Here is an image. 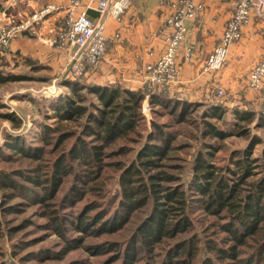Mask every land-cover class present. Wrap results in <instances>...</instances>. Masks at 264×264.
Instances as JSON below:
<instances>
[{
  "label": "trees",
  "instance_id": "1",
  "mask_svg": "<svg viewBox=\"0 0 264 264\" xmlns=\"http://www.w3.org/2000/svg\"><path fill=\"white\" fill-rule=\"evenodd\" d=\"M0 60L8 64L3 55ZM24 60L32 69L44 66L30 57ZM11 71L0 70V81L21 77ZM62 84L70 92L56 100L57 122L43 125L42 144L30 145L15 136L3 145L16 153L20 165L0 166V233L5 230L11 235L31 225L27 220L9 221L7 215L25 203L38 204L48 228L62 238L59 250L46 249L45 258H62L67 250L84 247L87 236L118 231L135 211L149 207L125 246L106 242L84 248L103 254L114 250L113 259L121 256L122 264H136L140 251L142 264H264V150L259 157L251 156L252 144L258 140L232 152L224 165L210 161L215 147L206 142V150L192 154L185 184L181 173L173 172L180 165L165 162L176 149L170 127L187 121L188 109L204 104L206 130L201 134L218 139L228 132L207 117L221 119L223 109H230L237 120H250L257 112L228 107L212 97L181 98L169 93L168 87L150 88L145 94L146 84L130 88L78 79H64ZM82 89L97 101H86ZM144 98L151 113L159 115L167 109L171 120L158 122L152 117L147 127ZM260 111L258 119L264 124V111ZM4 117L17 119L10 113ZM0 160L15 159L0 146ZM65 182L67 189L61 193ZM112 185L116 189L109 198ZM87 193L91 198H85ZM78 202L79 208L72 210ZM195 212L199 218L209 217L199 228ZM69 232L78 234L69 236ZM1 253L0 264H6Z\"/></svg>",
  "mask_w": 264,
  "mask_h": 264
},
{
  "label": "rangeland",
  "instance_id": "2",
  "mask_svg": "<svg viewBox=\"0 0 264 264\" xmlns=\"http://www.w3.org/2000/svg\"><path fill=\"white\" fill-rule=\"evenodd\" d=\"M65 25L66 23L64 22L61 28H64ZM25 35L30 36L28 33H25ZM11 39L8 38L6 42L0 41V50L2 51L0 55H3L8 61V64H5L3 60H0V70L4 72L12 70L11 72L19 74L21 77L16 80L0 81V146L3 153L9 154L15 159L14 161L0 160V166L3 168H13L20 165L19 157L16 156V153L3 146L6 140H9L11 137L20 136L27 144L41 145L42 143L39 139L43 136V125L54 126L56 124L57 118L54 113L56 100L70 92L69 87L62 84L63 80L78 79L87 82L85 74L75 75L72 73L68 65L65 64L67 61L61 64L48 60L45 61L46 64L42 68L32 69L28 64H25L23 56L14 54V56L8 57L7 53L3 52L6 50ZM55 40L58 42V37ZM142 86L144 85L140 87ZM145 87L144 91L146 94L151 89L147 86ZM229 89L231 88L224 87L221 94H218L215 89L208 90V98L212 97L213 99L222 100L228 107H232V105L242 106L257 112V114L250 120H237L238 118L232 114L230 109H223L221 119L207 117V120L214 122L219 128L228 132V135L224 139L210 138L207 135L201 134V131L204 132L206 130L202 120V115L206 108L204 104L188 109L185 113L187 121L174 123L170 127V130L175 134L172 146L176 147V149L169 154L171 159L165 162L170 165H180V168L175 169L173 172L181 173L180 176L184 184L189 178L187 164L192 154L198 149L206 150L203 148L206 142L213 144L215 147L213 150L214 157H210V161L221 165H224L229 160L232 152L244 149L248 145H251V142L254 140H258V142L252 144L251 156L259 157L264 150V124L259 122L258 119L260 115L258 113H261L260 110L264 111V96L262 98H251L250 96L245 99L242 96L235 98ZM81 92L86 95V101L89 98L97 101V98L87 93L85 89H82ZM86 101L84 104H86ZM202 101H205V99ZM154 108L158 107L155 106ZM142 111L147 120V127L150 126L149 120L152 117L158 122L171 120V116L165 113L167 109L161 112L163 115L160 112L159 115L151 113L147 98H144L142 101ZM7 113L13 114L17 119L14 121L6 119L4 115ZM17 122L20 125L16 127L14 124ZM235 122H238V124L234 125ZM239 124H243V126L241 127ZM128 144L134 147L138 145L137 143ZM67 186L68 182H65L61 193L66 191ZM115 189L113 185L110 187L108 197L115 193ZM90 196L91 194L87 193L85 198ZM79 206L80 202L76 203L72 210L79 208ZM40 211V205L25 203L18 212L7 215V217H10L9 221L18 223L21 220H27V222H31V225L23 227L11 235L5 230L0 233L1 258H3L6 264H122L121 256L113 259V256L117 254L114 250L103 254L93 253V251H88L85 248L90 245L106 242H117L118 246H125L133 234L135 227L149 212V207H143L135 211L128 222L118 231L102 233L98 236H87L84 240L85 248L69 249L62 258L47 259L45 258V250H59L62 238L52 231L51 228H48L46 219L41 216ZM192 216L194 220V215ZM196 217H198L197 214ZM198 219L200 220L196 223V228L203 225L209 217H198ZM74 234L78 233L69 232L67 235L72 236ZM13 252L15 255H13ZM29 255L35 259L28 261L21 260V258ZM139 256L141 258H139L136 264H142L145 261L141 251L138 253ZM152 260L153 258L150 257L148 262L152 263Z\"/></svg>",
  "mask_w": 264,
  "mask_h": 264
},
{
  "label": "crops",
  "instance_id": "3",
  "mask_svg": "<svg viewBox=\"0 0 264 264\" xmlns=\"http://www.w3.org/2000/svg\"><path fill=\"white\" fill-rule=\"evenodd\" d=\"M92 1L87 13L96 21L100 16L96 10L98 0ZM171 1L131 0L130 8L119 21L109 15L104 16L108 46L99 64L85 73L86 81L119 83L130 88L144 85L145 63L156 60L163 49ZM196 1L203 7L195 18L186 21L187 31L177 56L178 80L168 87L169 93L189 100H203L209 97L208 90L221 86L223 89L231 88L229 90L235 98H262L264 86L261 90L249 88L246 74L264 55V17L253 18L242 26L240 39L229 46L226 61L220 69L204 71V60L218 42L224 24L233 12L235 0ZM87 2L83 0L75 11ZM48 5L55 8L36 22V32L11 39L3 53L8 57L14 54L30 57L43 65L48 60L61 64L67 61V65L70 47L59 40L56 42L55 38L66 22L68 11L73 8L71 0H0V25H7L9 20L19 21ZM115 33H119L118 38ZM186 48L191 50L187 58L184 56Z\"/></svg>",
  "mask_w": 264,
  "mask_h": 264
},
{
  "label": "built area",
  "instance_id": "4",
  "mask_svg": "<svg viewBox=\"0 0 264 264\" xmlns=\"http://www.w3.org/2000/svg\"><path fill=\"white\" fill-rule=\"evenodd\" d=\"M83 0H71V11H68L66 25L58 31V40L70 47V60L67 63L73 74H85L90 67H96L104 58L109 37L105 34L106 15L119 21L130 8L131 0H98L96 10L98 20L94 21L88 15L92 0L81 6ZM202 4L196 0H172L171 12L166 18L167 31L164 34L163 49L156 60L145 63L143 68V83L148 88L169 87L178 80V51L184 40L187 27L186 21L195 18L202 10ZM55 7L48 5L38 11L28 14L19 21L9 20L7 25H0V41L6 42L25 33L36 32V22ZM264 17V0H235L231 16L224 24L222 34L212 50L207 54L204 71L220 69L225 61L229 46L240 39L241 28L253 18ZM119 37V33L114 34ZM191 55L186 48L184 56ZM247 86L261 90L264 86V55L261 56L246 74ZM218 94L223 93L221 86H214Z\"/></svg>",
  "mask_w": 264,
  "mask_h": 264
}]
</instances>
